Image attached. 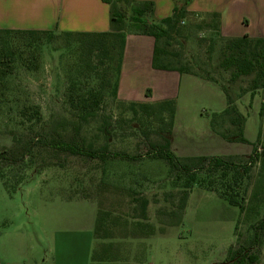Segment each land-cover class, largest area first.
Returning a JSON list of instances; mask_svg holds the SVG:
<instances>
[{
	"label": "rangeland",
	"instance_id": "obj_1",
	"mask_svg": "<svg viewBox=\"0 0 264 264\" xmlns=\"http://www.w3.org/2000/svg\"><path fill=\"white\" fill-rule=\"evenodd\" d=\"M185 21L188 23V19ZM205 34V31H191L183 48L173 47L179 63L203 74L214 71L218 55L217 47L208 56L206 42L199 43L198 39L205 40ZM13 36L0 34V53L3 55L8 53L3 46L20 44V52L13 53L11 74L3 77L5 86H0L6 97L0 100V150L10 148L13 138L23 136L28 126L47 131L66 119L65 92L72 81L80 83L82 88L95 87L98 83L97 78L88 75V71L80 66L75 37L53 36L47 39L41 35L32 37L34 42L28 44L31 41L29 36ZM108 65L109 73L104 77L113 79L114 66ZM206 85L208 90L196 89L195 86L181 90L176 102L180 114L186 119L190 120V112L195 106L199 108L198 115H201L203 123L207 119L210 122L212 113H219L210 109L218 102L211 89L218 97H223V94L218 86ZM107 95L96 117L83 126L82 134L108 150L137 155L143 149L146 129L130 122ZM30 104L39 107L41 122L35 126L20 125L16 111L22 105ZM202 106L205 107L200 109ZM237 107L245 117L246 143L223 142V148L215 153L217 156L249 155L253 146L264 147L262 96L250 100L249 95H245L237 102ZM203 123L194 126L196 131H204ZM93 167L94 163L80 157L43 150L36 153L23 173L18 168L16 176L3 178L8 185L16 186L17 181H23L12 196L5 191L0 178V230L19 226L28 232L38 231L40 227L63 231L80 224L73 221L80 218L83 224L89 220L90 229L97 222L95 232L99 242L96 248L103 238L116 243L118 248L115 249L119 253L129 250L128 261L114 264H217L225 261L229 250L235 254L251 246L254 248L252 252L259 253L256 264H264L263 231H256V225L264 219L263 162L235 188L239 197L244 199L242 213L221 200L216 192L195 187L189 195L181 224L164 227L163 233L160 232L162 225L159 221L164 220L165 211L175 203L170 194L176 192L167 180L165 162L139 159L133 163H110L107 169L114 173L110 181L119 187L103 185L107 181H101V169ZM135 181L142 182L143 187L133 185ZM258 190L262 191L261 196L253 197ZM145 199L147 206L142 212L141 200ZM134 223L148 225L145 230L148 236L143 237L144 229L134 227ZM255 234L260 235V245L253 243Z\"/></svg>",
	"mask_w": 264,
	"mask_h": 264
},
{
	"label": "trees",
	"instance_id": "obj_2",
	"mask_svg": "<svg viewBox=\"0 0 264 264\" xmlns=\"http://www.w3.org/2000/svg\"><path fill=\"white\" fill-rule=\"evenodd\" d=\"M102 1L109 6V30L106 32L55 34L51 31L0 30V34L9 37L29 36L31 41L28 44L34 42L32 37L41 35L46 36L47 39L53 36L75 37L77 50L80 53V66L88 71V75L98 80L97 86L91 88H82L80 83L72 81L65 92V102L68 106L66 119L47 131L28 126L23 136L13 138V145L10 148L0 150V178L3 188L9 196H12L23 181H17L16 186L8 185L3 178L13 174L16 176L18 168L23 173L28 162H31L35 154L42 150L80 157L89 163H94V169H101V181L103 183L107 181L103 185L114 187H119V184L110 181L114 175L107 169L110 163L115 161L133 163L139 159L160 160L166 163L167 180L176 190L175 193L170 194L175 198V203H172L169 211H165L164 220L159 221L162 225L161 233L164 232V227H175L181 224L189 195L195 187L216 192L221 200L229 206L238 208L239 214L242 213L244 199L239 197L235 188L260 162L264 163V147L253 146L252 152L247 156H175L170 150L168 138L174 125L175 99L156 102L123 101L117 97L118 81L126 36L151 37L154 40L152 68L194 75L218 85L224 94L226 106L221 112L210 115V129L227 143L244 144L246 143L245 117L239 112L236 103L245 95H249L252 100L256 94L264 91V37L251 38L244 35L226 38L221 36L218 15H210L207 20L192 16L186 10L191 0H174L171 15L161 20L155 19L154 4L150 1ZM191 31L197 33L205 31V40L198 39V41L206 42L208 56L216 47L218 48L213 74L209 71L204 74L198 73L189 68V65H182L177 61V54L174 53L173 47L183 48ZM3 47L8 49V53L4 55L0 53V86H5L3 77L11 74L13 53L20 52V44H7ZM109 63L112 67L114 66L113 79L104 77L109 73ZM26 66L31 70L29 64ZM219 74H222V77ZM106 95L130 122H135L140 128L146 129L142 139L143 149L137 155L108 150L104 145L98 146L94 140H88L86 135L82 134L83 126L96 117ZM149 96L148 90L146 97ZM5 98V93L0 91V100ZM262 110L263 108L261 112ZM16 112L20 125L27 123L35 126L41 122L40 109L34 104L22 105ZM132 174L129 173V175ZM141 183L135 181L132 184L143 187ZM261 194L262 191L258 190L253 193V197L258 198ZM140 206L144 212L147 200H141ZM132 225L142 227L144 229L142 236H148V231H145L148 225H142V223ZM256 231H263L264 238V219L258 222ZM259 236L254 235L253 243L261 244L262 240ZM253 249L252 246L248 249H240L235 254L229 250L225 261L217 264H256L259 261V253L252 252ZM100 262L95 255L92 257L91 264H105Z\"/></svg>",
	"mask_w": 264,
	"mask_h": 264
},
{
	"label": "crops",
	"instance_id": "obj_3",
	"mask_svg": "<svg viewBox=\"0 0 264 264\" xmlns=\"http://www.w3.org/2000/svg\"><path fill=\"white\" fill-rule=\"evenodd\" d=\"M137 1L153 2L156 20L169 17L174 7V0ZM186 10L192 16L200 17V20L218 15L220 35L223 37H264V0H191ZM0 30L51 31L55 34L106 32L109 30V6L102 0H0ZM153 48L154 40L151 37L126 36L118 99L131 102L176 101L181 90L191 86L196 89H207L206 84L218 86L194 75L153 69ZM148 90L150 96L146 97ZM211 90L218 102L210 109L214 112L224 110L226 101L223 92V97H218L214 89ZM259 95L262 96L264 112V91L254 97ZM198 113L199 108L195 106L190 112V120L186 119L180 114L176 102L174 125L168 136L170 150L175 156H217L216 151L223 148L225 141L210 129L208 119L203 123ZM198 123L204 124L203 132L194 128ZM79 219L73 220L80 222L73 226L75 229L70 226L63 231L40 227L38 231L28 232L19 226L1 229L0 264H91L94 255L100 263L105 264L128 261L129 250L121 252V255L115 249L118 248L117 244L109 240L101 238L99 248H96L99 242L95 232L97 222L90 229L89 220L83 224Z\"/></svg>",
	"mask_w": 264,
	"mask_h": 264
}]
</instances>
